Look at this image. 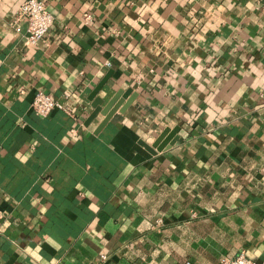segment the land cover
<instances>
[{
    "label": "crops",
    "instance_id": "1",
    "mask_svg": "<svg viewBox=\"0 0 264 264\" xmlns=\"http://www.w3.org/2000/svg\"><path fill=\"white\" fill-rule=\"evenodd\" d=\"M43 1L31 45L0 0V264L264 260L261 0Z\"/></svg>",
    "mask_w": 264,
    "mask_h": 264
},
{
    "label": "built area",
    "instance_id": "2",
    "mask_svg": "<svg viewBox=\"0 0 264 264\" xmlns=\"http://www.w3.org/2000/svg\"><path fill=\"white\" fill-rule=\"evenodd\" d=\"M260 8L264 10V0L260 2ZM85 18H89L88 15ZM52 14L47 9L43 0H22L19 5L17 14L14 19V26L16 31L24 29L26 32L27 42L35 45L48 34L49 28L52 24ZM24 22V27L20 22ZM110 62H106V66H110ZM32 111L39 116H47L54 110H61L65 113L71 114V109L65 103L52 98L50 95L37 91L31 101ZM160 222V220L158 221ZM102 261L107 259L105 254L99 255ZM221 264H264V260L256 261L248 258L244 252H240L235 257H223ZM184 264H189L188 262Z\"/></svg>",
    "mask_w": 264,
    "mask_h": 264
},
{
    "label": "water",
    "instance_id": "3",
    "mask_svg": "<svg viewBox=\"0 0 264 264\" xmlns=\"http://www.w3.org/2000/svg\"><path fill=\"white\" fill-rule=\"evenodd\" d=\"M110 74L111 72L108 71L107 74L98 82V84L94 87V89L89 95V98L92 100L93 111L90 113L87 121H90L95 115H97V113H101L102 115H104V119L102 121V124H104L115 112V110L122 104L123 99H126L131 92L130 90H118L102 107L101 104L103 102V99L97 94L107 81ZM158 148L161 149L160 146Z\"/></svg>",
    "mask_w": 264,
    "mask_h": 264
}]
</instances>
